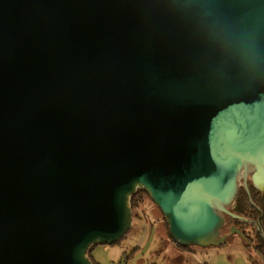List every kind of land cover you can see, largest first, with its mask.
<instances>
[{
	"label": "water",
	"instance_id": "obj_1",
	"mask_svg": "<svg viewBox=\"0 0 264 264\" xmlns=\"http://www.w3.org/2000/svg\"><path fill=\"white\" fill-rule=\"evenodd\" d=\"M249 171L264 0H0V264H94L138 190L178 247L224 246Z\"/></svg>",
	"mask_w": 264,
	"mask_h": 264
},
{
	"label": "rangeland",
	"instance_id": "obj_2",
	"mask_svg": "<svg viewBox=\"0 0 264 264\" xmlns=\"http://www.w3.org/2000/svg\"><path fill=\"white\" fill-rule=\"evenodd\" d=\"M153 229V232L151 233ZM128 235L122 239L120 244L114 246H97L92 252V256L98 264H125L123 253L132 254L133 251L140 252L143 247H139L142 244L147 243V249L144 250L140 255L135 259L131 255L132 262L133 260L139 261V259H146L145 264L159 263L163 264L162 254L161 255H152V250L156 246L157 242L166 243L169 245H174L168 241V229L164 222V216L161 210L151 202L147 200L146 208L143 214L135 216L133 218V224ZM144 235V236H142ZM142 236V237H141ZM144 241V242H142ZM178 247L176 244L174 245ZM158 250L164 252L160 246L157 245ZM197 247H192V250H198ZM208 249V250H207ZM204 249L206 255L209 259H216L218 264H249L245 261V258L251 264H263L258 262L257 255L252 251H246L239 240V237H233L229 239L228 243L221 247H210ZM157 250V251H158ZM115 254L116 261H113V258L110 256L111 253ZM119 258V261L117 259ZM151 261H148V259ZM255 259V260H254ZM118 262V263H117ZM174 262V260H172Z\"/></svg>",
	"mask_w": 264,
	"mask_h": 264
},
{
	"label": "flooded vegetation",
	"instance_id": "obj_3",
	"mask_svg": "<svg viewBox=\"0 0 264 264\" xmlns=\"http://www.w3.org/2000/svg\"><path fill=\"white\" fill-rule=\"evenodd\" d=\"M238 196L241 199V214L237 215L240 219H235L236 224L229 225L227 217L230 216L227 215L221 236H227V243L229 239L239 237L242 247L246 251L252 250L257 255L258 262L264 263V259L258 251V248L262 247L261 243L264 242V191H259L254 187L250 171L246 179L241 180ZM237 204L236 200L235 211H237ZM232 231L238 232L232 234Z\"/></svg>",
	"mask_w": 264,
	"mask_h": 264
},
{
	"label": "crops",
	"instance_id": "obj_4",
	"mask_svg": "<svg viewBox=\"0 0 264 264\" xmlns=\"http://www.w3.org/2000/svg\"><path fill=\"white\" fill-rule=\"evenodd\" d=\"M157 245H159L160 249L162 248L164 252H161L160 250H158ZM147 246H148L147 243L140 245L139 247H143V249L140 252L133 251V253L130 255H128L127 252H126V255H124L125 253H123L122 255L125 256L124 258L125 264H145L147 262L146 259H139V261L133 260L132 262H130V260H132L133 258L136 259L140 255V253H142L144 250L147 249ZM151 253L152 255L162 254L161 262L163 264H218V261H216V259H209L207 257L206 251L204 249L195 250L192 252H185V251L180 250L178 247L174 245L162 243V241H160V243L157 242L156 246L154 247ZM131 255H133V258H131ZM110 256L113 258V261L115 262L116 258H115L114 252L111 253ZM151 259L152 258L148 259V261H151ZM172 260H174V262H172ZM117 261H119V258L117 259ZM245 261L251 264L246 258H245ZM151 264H160V262L151 263Z\"/></svg>",
	"mask_w": 264,
	"mask_h": 264
},
{
	"label": "trees",
	"instance_id": "obj_5",
	"mask_svg": "<svg viewBox=\"0 0 264 264\" xmlns=\"http://www.w3.org/2000/svg\"><path fill=\"white\" fill-rule=\"evenodd\" d=\"M147 200H150L151 202H153L152 201V199L150 198V196L146 193V191H144V190H138L137 192H136V194L132 197V199H131V207H132V211H133V218H135V216H137V215H141V214H143V212L145 211V208H146V202H147ZM237 202H238V204H237V211H235L233 214H235V215H240L241 214V199H240V197L238 196V198H237ZM163 214V213H162ZM228 218V224L230 225V224H236V221H235V219H233L232 217H227ZM164 222H165V225H166V227H167V229H168V241L169 242H171L172 244H174L175 245V242H174V240L172 239V237L170 236V233H169V226H168V224H167V222H166V220H165V218H164ZM153 232V229H152V231H151V233ZM129 233V232H128ZM128 233H127V235H128ZM126 235V236H127ZM125 236V237H126ZM124 237V238H125ZM123 238V239H124ZM122 241V240H121ZM120 241V242H121ZM120 242H118L117 244H120ZM116 244V245H117ZM261 246L262 247H260V248H258V251H259V253L261 254V256L263 257V259H264V242H262L261 243ZM94 248L95 247H93L91 250H90V253H89V257H90V259L93 261V263L94 264H98L96 261H95V259H94V257L92 256V252H93V250H94ZM180 250H182V251H185V252H192L193 250H192V247H188V248H180V247H178ZM256 250H257V248H256ZM124 255H126V253L124 254ZM264 264V263H263Z\"/></svg>",
	"mask_w": 264,
	"mask_h": 264
}]
</instances>
